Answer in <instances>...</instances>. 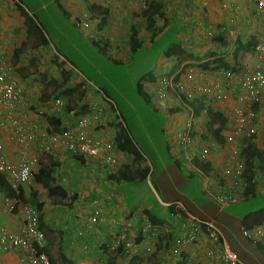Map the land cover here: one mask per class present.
Wrapping results in <instances>:
<instances>
[{
	"label": "crops",
	"instance_id": "0c3cea01",
	"mask_svg": "<svg viewBox=\"0 0 264 264\" xmlns=\"http://www.w3.org/2000/svg\"><path fill=\"white\" fill-rule=\"evenodd\" d=\"M73 1L80 3L78 7L80 9L81 4L84 3L86 8H88L89 4L94 7L97 6L99 10L105 7V5L100 4L101 0H97L98 2L96 0ZM17 2L18 0H0V55L9 58L11 65L15 69V77L23 86L25 95L29 94V96L24 98L26 103L34 104L40 102L39 99L42 97L36 91V83L47 82V84H56L55 86L58 88L62 85L63 78L61 72L57 75L54 74L56 66L53 61L54 54L52 52L49 54V48L53 47L49 43L46 46L37 44V38L34 37V41L33 36L31 37L26 33L27 27L24 24V18L20 15L19 8H16ZM165 2L167 7L164 4ZM162 3L163 9L165 7L166 9L169 8L168 11L171 10L174 14H178V12L188 13V24L190 27H187L190 30V35L186 36L178 33V37L179 39L181 38V44L185 49L194 54L200 51L201 43L197 42V40L201 38L203 42L202 53L208 51L228 53L231 45L227 49L226 44L228 42L233 46L236 37L241 42H244L247 40H244L246 34H248V38L260 36V14L249 0H162ZM62 8L68 14L69 10L63 6ZM234 14L240 15V19H243L240 25L238 23L240 20L233 17ZM198 34L200 37H196ZM28 45H31V48ZM13 51L16 52L15 56ZM37 57H39L38 61L40 63L37 61ZM34 61L35 63H33ZM245 62L244 64L250 68L256 67L258 64L257 55L253 52ZM66 71L68 70L66 69ZM41 74L47 75V79H43L44 77L40 79L39 76ZM49 74L53 75V78ZM66 78L68 83L78 84L80 81L71 72ZM86 93L88 94L89 91ZM260 94V99L254 109H252V120L256 126L255 143L257 147L264 149V88ZM54 97L53 95L52 99ZM209 105L218 111H222L225 117H229L231 108L234 105V99L214 100ZM19 109L18 113L21 114L24 111L23 107ZM5 111L6 109L0 110L1 121L5 117ZM174 114L176 115V113ZM174 114L167 113L168 121L164 127L166 132L180 131L184 128V126L181 128L178 126L179 121ZM17 117L19 116L17 115ZM2 122H0V141L4 145L3 154L10 161L16 162L18 146L10 140L6 129L7 126L2 124ZM103 122L106 124L109 122V126H111L112 121L105 119ZM98 126V129L95 128L91 131L93 135L109 134L113 129L109 128V126L103 127L101 124ZM221 133L223 135V130ZM169 138L167 141L168 147L176 153V149L171 147ZM40 141L35 147L40 148ZM208 144L211 143L208 142ZM215 144L217 145V143ZM31 145L30 149L33 151ZM214 150L215 148L210 149L209 153L213 154ZM177 154L182 158L181 162L183 164L188 163L184 152ZM42 155L39 156L38 153L41 161L36 167H33L34 173L38 171L40 166L45 165L48 167L50 161H57L58 165L53 167L52 176L56 183L63 187L66 195L64 198H60L57 195L49 196L38 182L31 181L29 184L20 186L21 197L27 201L23 202L20 200V203L10 212L4 204L6 195L0 191V230L5 229L14 233L21 231L27 216L25 212L27 206L34 207L29 198L31 190L35 191V200L42 202V207L38 214V228L44 234V251L55 264H130L131 259L134 260L133 264H176L182 261L185 264H221L217 259L220 248L215 247L214 243L208 240L205 228L202 230V234H197L195 242L179 245L178 237L185 232L184 223L190 213L176 201L165 200L162 201L161 205L167 208L170 203H174L176 209L177 203L181 206V210L173 211L172 215H167L165 211H161L160 221L154 224L153 229H146L143 226L148 221L147 215L143 210H150L153 206L146 202V196L142 194L139 197H135L136 200L134 202H129L130 194L117 190V187L126 186V190L131 192L137 190V192L143 193L146 191L145 186H149L148 178L142 183L144 188L140 187L139 191L134 187L136 184L140 186L138 182L133 185L132 183L128 184L126 180H108V175L117 171L118 167L108 166L99 159L92 158L82 161L70 156L68 153L66 155L63 154V148L53 149L52 152L45 155L46 158L42 157ZM224 155L225 153L217 148V153L213 156L216 158L213 159L221 162ZM121 161L130 164L133 159L130 155H123ZM210 165L212 166V164ZM211 170L212 168L208 171L209 173L206 175L208 179L204 180V182H207L208 190L213 192L215 191V183L211 180ZM196 179H198V176ZM0 180L6 192L12 195L17 192L12 188L8 178L0 177ZM72 195H75L74 200L70 199ZM242 199H245L243 195L240 200ZM96 207L100 209L101 219L96 223L90 224L87 221L88 216ZM263 211H259L262 213L249 212L248 214H251V216L248 221L264 219ZM260 222L259 224H262L264 220ZM259 224L252 225L249 228ZM142 230L146 232L142 233ZM152 230L155 233H151L150 236ZM166 230L169 232L164 237V234L167 233L164 232ZM118 236H123L124 239L126 236L134 244L140 243L135 247V250L130 251L128 254L124 248H119L116 245L115 239ZM249 242L255 245V243ZM210 249L215 253L214 259L208 254ZM23 261L24 252L21 249L7 252L0 251V264H23ZM239 264H242V262Z\"/></svg>",
	"mask_w": 264,
	"mask_h": 264
},
{
	"label": "rangeland",
	"instance_id": "374dc122",
	"mask_svg": "<svg viewBox=\"0 0 264 264\" xmlns=\"http://www.w3.org/2000/svg\"><path fill=\"white\" fill-rule=\"evenodd\" d=\"M19 1L23 3V9L32 15L35 24L40 28L42 33L46 35L47 39H50L53 49L49 48V54L51 52L58 54V57L63 60L65 66L70 67L71 74L80 80L78 84H75L73 82L68 83V79L66 78L65 81H62V85L59 88L55 86L56 84L44 83L45 87L41 95L42 97L39 99L40 104L42 105L53 95L57 97L58 95L65 94L63 90L77 86L76 89H78L72 92L71 95H66V111L70 112L72 109H76L82 114L86 113L90 121L96 122L97 120H105L103 118L106 115L108 117L109 105H104L105 99L112 104L114 108L113 112L116 115L115 117L120 120L121 125L130 133L137 148L144 156L149 169L147 175L149 186H145L146 191L143 193H139L137 190L131 192L126 190V186H118L117 190L126 192L128 195L130 194L128 198L129 202H134L136 200L135 197H139L140 194L145 195L146 202L153 206L155 213L160 214L164 211L167 212L166 207L161 205L162 201L169 200L178 202L197 220L211 223L222 234L229 249L236 255L239 263L264 264V256L240 232L242 225L249 228L264 220L260 218L250 220L252 222L248 221L251 216V214H248L249 212L264 210V193H256L254 196H249L232 204L221 206L209 195L212 191L205 187L203 180L200 179V175H196V172L192 171L188 163L183 164L180 155L174 153L168 147L169 132H166L164 127L168 121L167 113H175L171 111L173 107L163 110L161 109L162 104H159L155 98L154 100L152 99L151 104H147L136 93V82L147 71H152L153 81L148 84L144 83L146 89H156L157 84L160 85L163 82V78L167 80L177 78L176 80H178L179 76H177L178 73H175L176 71L173 74H168L173 61L161 54V50L169 45L170 41L174 38L173 33H166L165 38L167 40L165 43H154L153 46H150L148 33L145 30V21L138 15L140 9L144 8L143 5L145 6L142 0H101L100 4L105 5V7L99 10L97 18L95 17L96 19L92 17L96 16L95 11L87 10L84 7L85 3L81 4V9L78 8L80 3H76L73 0L64 2L62 0ZM57 3L69 10L68 16L57 6ZM164 4L167 7V3L165 2ZM166 7L163 11L167 17V22L172 24V28H177L176 37H178V33L186 36L190 35L188 13L178 12V14H174L171 10L168 11L169 8L166 9ZM103 10H107V21L100 29L96 27V24L97 22L99 23ZM233 17L240 20L238 21L239 25L243 21L238 14H234ZM82 22L89 23L88 27H83ZM155 23L156 26H160L162 20L155 17ZM130 26L137 28L139 37L144 42L143 47L134 53H131L127 43ZM245 36L244 40L248 39V34ZM196 37H200V35L198 34ZM32 38L35 41V38ZM192 38L195 40L194 37ZM197 42L201 43V46L199 47L200 51H197L195 54L200 56L205 53H202L201 49L203 45L202 38L197 40ZM230 45L232 48V44L227 42L226 48L228 49ZM28 46L31 48V45ZM38 59L39 57H37V61ZM113 59L117 60V62H114ZM191 64L186 69H192L198 72L195 77L197 83L206 80L223 81V71L217 73L211 70H200L196 67L195 63L192 62ZM57 67L56 65L54 68L55 71L53 70L56 75L60 72ZM49 75L53 78V75ZM82 82L84 85L80 86ZM87 90H90V93H94L95 97L98 96L96 98L99 100L93 106L94 108H89L86 104L79 108L82 101L94 100V95L86 99ZM169 90L165 99L167 104L173 106L176 103L177 96L175 94L174 96L171 95L174 92L173 88ZM82 96L84 99H82ZM200 98L201 100L205 99L203 97ZM205 100L208 105V103L210 104L214 101V98ZM156 104L158 106L160 105V108ZM174 116L179 121L178 126L180 128L183 127L184 122L188 118L187 114H179L176 112ZM202 116V120L195 118L193 134H195L196 130V133H201L200 138L212 144L208 145V149L210 151V149L215 148L213 154L209 153V158L213 159L216 158L213 156L217 153L215 139L213 134L207 130L205 125L206 118L204 115ZM50 118L53 119L55 117L51 116ZM107 126H109V123ZM169 142L174 144L175 140H170ZM38 143L39 140L31 143L32 148H35ZM28 147L30 148V144ZM37 148L34 151L39 153V156L43 154L42 157L46 158L45 155H47V152L43 151L41 153ZM63 154L66 155L64 149ZM188 172L193 173L194 176L192 178L188 177ZM197 176L198 179H196ZM142 186L143 184L140 183V186L135 185L134 187L140 191V187ZM174 206L172 204L174 211L181 210L180 208L175 209ZM147 223L148 221L143 226L146 229H150L147 227ZM158 227L160 226L158 225ZM144 232L146 231L142 230V233ZM164 232H167L164 234L165 237L169 231L166 230ZM151 233H155V231L152 230L150 236ZM199 233L202 234V231H198L197 234ZM196 240L195 237L190 242H183L178 237L179 245L190 244ZM139 243L134 244L125 236L123 244H120V247H124L126 253L129 254L130 251L135 250V247Z\"/></svg>",
	"mask_w": 264,
	"mask_h": 264
},
{
	"label": "built area",
	"instance_id": "2783aa9c",
	"mask_svg": "<svg viewBox=\"0 0 264 264\" xmlns=\"http://www.w3.org/2000/svg\"><path fill=\"white\" fill-rule=\"evenodd\" d=\"M249 1L260 14L261 22L260 36L253 48V52L258 58L256 67L244 66L238 72L223 71L222 82L221 80L220 82L206 80L201 83H197L195 79L198 72L184 68L183 72L178 75L177 83L174 85L172 79L163 78V82L160 85L157 84L156 89H147L149 94L159 104H162L161 109L166 110L170 107H177L187 114L188 118L184 122V128L180 131L169 132V141L175 140L174 144L170 143L171 147L176 149V154L184 152L189 164L194 157L202 161H210L212 164L211 180L215 183V191L209 195L221 206L240 200L246 188L250 186L253 187L255 193H264V165L257 162L251 171L252 174H250L246 170L245 160L241 153L244 139H250L256 135V126L252 120V106L260 99V91L264 88V0ZM142 3L145 4L144 0H142ZM143 7L145 6L143 5ZM82 25L86 28L89 23L82 22ZM183 65L181 64L180 68L176 70V74L182 69ZM14 71L15 69L9 58L0 55V110L6 109L3 122L1 120L0 122L7 126L10 140L18 146L17 161L12 162L4 156L3 144L0 142V176L8 178L13 189H17L20 184L32 180L33 167L37 164L38 153H33L28 146L35 143L36 140H41V149L37 148L41 152L46 151L49 153L53 149L61 147L68 154L78 156L83 160L96 158L108 166H116L121 163L120 159L124 154H121L115 148L113 142L114 132L104 133V135L91 134L93 129L99 128V124L106 127L105 122L94 123V121H90L86 113L82 114L76 109L67 112V96L65 94L55 96L53 99L51 97L42 105L38 102V108H29L24 99L29 94L25 95L24 88L15 77ZM174 86L189 101L200 97L207 100L208 98H214L217 101H224L228 98L234 99V105L231 108L229 117H227V126L223 132V144H215L217 148L225 153L221 162L209 158L208 145L212 144H208V141L200 138L201 133L195 132V134H192L191 127L195 125V117L193 118L191 115L189 107L185 103H181L183 105L181 107L177 100L173 106L167 104L166 94ZM35 87L37 93L41 94L44 89L43 85L38 82ZM87 91L89 93H86V99L91 95H95L92 92L90 93V90ZM205 99L203 102L207 104ZM84 102L92 106L97 104L92 100H86L81 102L79 108L85 104ZM20 107H23L24 110L21 114L18 113ZM51 116L60 118L58 129L51 123ZM197 118L203 119V117ZM190 166L193 170H197L192 164ZM197 171L203 182L208 179L207 174H204L201 170ZM204 184L208 188L207 182H204ZM4 201L8 211H11L18 203L17 197L5 198ZM176 206V208L181 207L177 203ZM25 212L27 216L19 233L9 232L5 229L0 230V251L23 250V264H53L42 251L44 235L37 227L36 211L31 207H27ZM100 219V209L96 207L88 216L87 221L93 224ZM201 225L207 231L208 240L212 241L215 247L220 248L217 254L218 262L221 264H238L236 255L229 249L221 233L210 223L199 221L190 214L187 215L184 223L185 232L181 233L179 239L183 242L192 241L198 231L201 230ZM240 232L245 239L253 243L261 242L264 244V223L251 228L241 226ZM208 254L214 259L215 253L213 250L210 249Z\"/></svg>",
	"mask_w": 264,
	"mask_h": 264
},
{
	"label": "trees",
	"instance_id": "16d2710c",
	"mask_svg": "<svg viewBox=\"0 0 264 264\" xmlns=\"http://www.w3.org/2000/svg\"><path fill=\"white\" fill-rule=\"evenodd\" d=\"M145 7L140 9L138 15L142 17L145 21V30L148 33V42L150 43V46H153L154 43H165L167 40L165 38V35L167 32L173 33L174 38L170 41L169 45H167L165 48L161 50V54L165 57H168V59H171L173 61L172 67L170 68L168 74H173L174 71L177 70V68L181 66V64H184L182 66V69L179 70L178 75L183 72L184 68H187L191 66L192 62L196 64V67L200 70H211L213 72H220V71H231V72H238L241 68L246 66V59L253 53V48L256 44V41L258 38L255 36L249 37L246 41L241 42V40L236 37L234 44L232 48L230 49V52L228 53H217L213 51L205 52L204 54L198 56L197 54H194L193 52L188 51L185 49V47L181 44L182 40L176 37L177 34V28H172V24L167 22V17L164 14L163 9V3L162 0H144ZM23 3L18 0L17 6L19 8L20 15L24 18V24L27 27L26 33L30 36H33L37 38V44H40L41 46L47 45L48 43L51 45L50 39H47L46 35L42 33L40 28L35 24L32 15H28V12H26L23 9L22 6ZM57 6L63 11L64 14L68 16L66 11L62 8V6L57 3ZM87 10L95 11L96 16H92L93 18H97V13L99 12V9L97 6H93L92 4H89L87 6ZM95 8H97L95 10ZM107 10L102 11V15L100 17L99 23L96 24V27L102 28L107 21ZM155 17L162 20V23L160 26H156L155 23ZM90 18V19H93ZM95 18V19H96ZM129 34H128V47L131 51V53L136 52L137 50L141 49L144 45L143 40L139 37L138 30L134 26H130L129 28ZM107 41V40H105ZM105 44H107L105 42ZM52 46V45H51ZM53 49V48H52ZM242 53V54H241ZM16 52L13 51V55L15 56ZM243 58L245 59L243 61ZM54 63L58 66L57 68L60 70L62 75V81L66 80V77L68 76L70 71L69 66H65L63 63V60H61L58 57V54H54L53 58ZM114 62H117V60L113 59ZM245 62V64H244ZM69 71H66V69ZM177 75V76H178ZM44 77V78H43ZM47 75L41 74L39 76L40 79H45ZM47 79V78H46ZM177 78H172V84L174 85L177 83ZM153 81V73L152 71H147L143 73L140 77V79L136 82L135 88L136 93L139 97L143 99V101L147 104H151L153 101L152 96L149 94L148 90L144 87V83H149ZM50 83V80H49ZM52 83V82H51ZM62 83V82H61ZM83 86L84 83L82 82L80 86ZM77 86L69 88L67 90H63L65 95H71L72 92H74ZM176 92H175V91ZM170 91V90H169ZM173 93L172 96H177L176 100L180 103H185L187 107H189L191 115L195 118L197 117H204L206 118V128L209 131V133L213 134L215 143L217 144H223V135L222 130L227 126L228 118L225 117L222 114V111H218L214 108H212L209 103L208 105L203 102L200 98H195L192 101H189L183 93H180L177 91V88L175 86L173 87ZM261 93V91H260ZM82 94V93H81ZM84 94V93H83ZM182 101V102H181ZM109 105V114L108 117H104L107 120L112 121V125H114V138L113 142L115 145V148L117 151H119L121 154L130 155L133 159V161L130 164H127L120 160V164L116 165L118 167L117 171L114 173H111V175H108V180L115 179L116 181L120 180H126V182L132 183L135 185L138 183H144L147 179V175L149 172L148 166L146 164L144 156L141 154V151L137 148L132 136L130 133L126 130L125 127L121 125V122L117 117H115V113L113 112L114 108L111 103H107ZM257 102L253 104L252 109L256 106ZM179 105V106H180ZM183 107V105H181ZM173 112L177 113H183L181 108H173L171 110ZM204 111V112H203ZM172 113V112H171ZM107 116V115H106ZM115 120V121H113ZM97 122H100V120ZM51 123L55 125V128H59L60 124V118H53L51 120ZM192 134L194 132V125L191 127ZM216 130V131H215ZM196 132V130H195ZM191 133V132H190ZM92 134V133H91ZM93 135V134H92ZM254 136H252L250 139H244L243 144L244 146L241 148V153L245 160L246 170L252 174V169L254 168V165L259 162L261 165H264V149H260L257 147ZM135 164V166H134ZM190 164H192L197 170H201L204 174H208L209 170L211 169V163L210 161H202L198 158L194 157L191 159ZM57 161H50L49 166L46 167L45 165H42L38 168V171L33 174V181L38 182L42 188L46 190V193L51 195H57L60 198H64L65 191L63 187L58 185L52 176V169L53 167L57 166ZM192 169V168H191ZM195 171L192 169L193 172H196V175L198 171ZM115 176V177H114ZM188 177H193L194 174L191 172H188ZM136 178V179H135ZM134 179V180H133ZM136 180V181H135ZM137 185V184H136ZM0 191L4 192L5 195H10V193L6 192L3 188V184L0 180ZM256 194V193H255ZM254 189L252 186L247 187L244 191V198H247L249 196H254ZM17 195L18 198L26 202L27 200L22 199L21 197V191L20 187L17 188ZM36 192L31 190L30 193V202L34 205L35 209L37 210L38 214L42 207V202H37L35 200ZM71 200L75 199V195H72ZM167 215L173 214L172 204L167 206ZM145 214L147 215L148 221L152 224L158 223L159 216L158 213H155L153 210V207L150 210H143ZM39 219V216H38ZM263 223V222H262ZM204 229V226L201 225V231ZM256 250L264 256V244L263 243H255ZM44 251V250H43ZM45 252V251H44ZM51 261H53L50 258ZM134 260H130V264H133ZM176 264H185L182 262H177ZM239 264V263H238Z\"/></svg>",
	"mask_w": 264,
	"mask_h": 264
},
{
	"label": "clouds",
	"instance_id": "9594fccd",
	"mask_svg": "<svg viewBox=\"0 0 264 264\" xmlns=\"http://www.w3.org/2000/svg\"><path fill=\"white\" fill-rule=\"evenodd\" d=\"M90 14V13H89ZM90 16H91V14H90ZM98 23V22H97ZM258 39H259V37H257ZM32 60H33V58H32ZM30 67V66H29ZM17 70V69H16ZM39 83H41L42 85H43V87H45V85H44V83L43 82H39ZM75 87V86H74ZM59 88V87H58ZM42 93H43V91H42ZM42 93L40 94L39 93V95L41 96L42 95ZM96 97H98V96H96ZM95 97V95H94V100H92V102H96L97 103V99L98 98H96ZM51 98V97H50ZM153 98V97H152ZM49 99V98H48ZM153 100H154V98H153ZM88 101V100H87ZM104 102H106V104L108 103V101H106L105 99H104ZM85 103V102H84ZM86 105H88L89 106V108H94L92 105H89V104H87V103H85ZM84 105V104H83ZM83 105H81V106H83ZM157 105V104H156ZM39 106V104H38V102L37 103H34V104H28V107L29 108H31V109H35L36 107H38ZM158 106V105H157ZM158 108H159V106H158ZM106 117V116H105ZM103 119H105V118H103ZM102 121H104V120H102ZM102 121H100V122H102ZM96 123H97V121H96ZM109 123V122H108ZM107 123V124H108ZM106 124V125H107ZM113 123H111V126L112 127H110L109 126V128H113L112 129V131L111 132H114V125H112ZM109 125H110V123H109ZM1 142V141H0ZM13 142V141H12ZM2 143V142H1ZM14 143V142H13ZM3 144V143H2ZM3 148H4V145H3ZM34 149H36V147L35 148H32V150H33V153L35 152L34 151ZM66 152V151H65ZM4 153V152H3ZM36 153V152H35ZM48 153V152H47ZM67 153V152H66ZM37 154V153H36ZM70 155V154H69ZM124 155H126V154H124ZM5 156V155H4ZM70 156H72V155H70ZM72 157H75V158H77V159H79V160H82L83 161V159H81V158H79L78 156H72ZM8 159V158H7ZM9 160V159H8ZM121 160V159H120ZM40 158H39V156H38V161H37V164H36V166L40 163ZM188 162V161H187ZM189 163V162H188ZM190 165V164H189ZM35 166V167H36ZM113 166V165H112ZM33 174H34V171H33ZM33 174H32V180L31 181H33ZM1 177V176H0ZM1 178H3V177H1ZM30 181V182H31ZM30 182H28V183H22V184H29ZM22 184H20L19 185V187L22 185ZM18 188V187H17ZM16 191H17V189H15ZM12 197H17V199H18V203H20V199L18 198V195H17V192L14 194V195H12L11 193H10V195H6L5 196V198H12ZM4 198V199H5ZM17 203V204H18ZM4 204H5V201H4ZM17 204H15V206H14V208L10 211V212H12L14 209H15V207H16V205ZM170 204H174V203H170ZM175 205V204H174ZM6 206V205H5ZM27 207H29V206H27ZM31 207V206H30ZM31 208H33L35 211H36V213H37V227H38V212H37V210L34 208V207H31ZM147 227L148 228H150V229H153V227H154V224H152V223H150L149 221H148V223H147ZM39 229V228H38ZM40 230V229H39ZM41 231V230H40ZM154 231V230H153ZM42 232V231H41ZM43 233V232H42ZM44 235V234H43ZM123 240H124V238H123V236H118V237H116V239H115V242H119V243H116V245L117 246H119V248H124V247H120V244H123ZM126 245H128V244H126ZM44 250V244H43V247H42V251ZM45 253V252H44ZM46 254V253H45ZM47 255V254H46ZM49 258V257H48ZM50 259V258H49ZM51 261V260H50ZM53 264H55L53 261H51Z\"/></svg>",
	"mask_w": 264,
	"mask_h": 264
}]
</instances>
